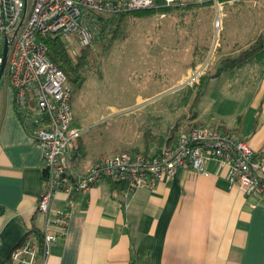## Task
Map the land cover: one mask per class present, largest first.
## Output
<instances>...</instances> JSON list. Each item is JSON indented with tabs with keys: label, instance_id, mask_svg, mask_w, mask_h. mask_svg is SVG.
I'll list each match as a JSON object with an SVG mask.
<instances>
[{
	"label": "crops",
	"instance_id": "0c3cea01",
	"mask_svg": "<svg viewBox=\"0 0 264 264\" xmlns=\"http://www.w3.org/2000/svg\"><path fill=\"white\" fill-rule=\"evenodd\" d=\"M219 4L223 9L247 5L249 8L242 10L254 11L255 16H263L258 11L264 12V0H223ZM261 22L255 19L253 30L243 23L233 32V38L219 39L220 57L234 55L238 48L252 43L264 31ZM258 75L254 94L240 91L242 96L230 126L224 120L209 126L198 119L197 112L185 121L224 128L243 139L264 160V72L259 70ZM147 141L150 153L155 147H165L159 146L156 139ZM74 147L76 151V143ZM99 158H79L75 163L85 169ZM43 168V149L20 120L13 90L2 79L0 264H14L9 260L12 249L28 232H40L45 226V215L37 211L38 196L44 188ZM207 171L201 174L180 169L171 182L128 195L110 181L92 188L76 198L66 237L59 239L47 260L40 259L39 264H264V198L230 188L226 180L228 166L211 161ZM61 198L54 202L55 208L61 205Z\"/></svg>",
	"mask_w": 264,
	"mask_h": 264
},
{
	"label": "built area",
	"instance_id": "2783aa9c",
	"mask_svg": "<svg viewBox=\"0 0 264 264\" xmlns=\"http://www.w3.org/2000/svg\"><path fill=\"white\" fill-rule=\"evenodd\" d=\"M165 6H178L177 0H165ZM154 7L155 0H0V69L5 64L0 84L5 78L12 88L15 108L24 117L34 142L43 149L44 158V188L37 211L45 215V226L38 236L28 232L12 249V263L45 262L52 247L67 235L76 198L105 181L120 186L128 195L171 182L180 169L208 174V163L217 161L229 167L226 180L230 188L264 198V160L237 135L189 120L180 126L170 146L155 147L149 155L117 152L85 169L76 166L74 143L83 129L72 127V88L65 73L49 59L44 38L61 35L75 39L80 48L91 46L96 37V15ZM216 26L220 28L218 21ZM218 42L216 38L207 58L180 84H199ZM66 43L68 48L73 45ZM59 196H63L61 205L55 208Z\"/></svg>",
	"mask_w": 264,
	"mask_h": 264
},
{
	"label": "rangeland",
	"instance_id": "374dc122",
	"mask_svg": "<svg viewBox=\"0 0 264 264\" xmlns=\"http://www.w3.org/2000/svg\"><path fill=\"white\" fill-rule=\"evenodd\" d=\"M178 2L200 5L189 12L173 10L164 17L155 14L146 19L129 18L123 38L116 40L110 50L97 46L95 39L92 56L82 70L86 81L82 89L72 90V127L83 129L75 142L79 150L75 161H90L117 151L140 153L145 141L167 134L177 122L181 126L193 111L209 126L222 120L230 126L232 113L240 103V91L254 94L260 70L255 65L238 69L234 77L227 70L208 80L194 107V93L185 100L187 86L180 82L207 58L216 38H233L231 35L243 23L251 30L255 19L264 22V12L258 11L263 16H255L254 11H243L242 7L249 8L247 5L223 9L215 0ZM64 40L73 44L69 51L77 62L83 48L71 37ZM219 54H214L206 74L219 69L226 58Z\"/></svg>",
	"mask_w": 264,
	"mask_h": 264
},
{
	"label": "trees",
	"instance_id": "16d2710c",
	"mask_svg": "<svg viewBox=\"0 0 264 264\" xmlns=\"http://www.w3.org/2000/svg\"><path fill=\"white\" fill-rule=\"evenodd\" d=\"M201 4H204V2ZM155 5L156 7L154 8L131 10L120 14L96 15L95 20L93 21V25L98 30V31L96 30L97 38L95 37L96 39L95 43L98 44L97 46H104L105 50H110V48L112 47L113 43L116 40L123 38L124 36L123 29L124 26L127 24L129 18L146 19L155 14H164L178 9L187 10L194 8V4H187L184 5L183 7H180L179 5L174 7H168L165 6V0H155ZM44 43L48 50L47 54L49 59L65 73L67 77V82L69 86L72 88V90L76 91L82 89L86 81V76L83 74L82 70L84 66L88 64L89 57L92 56V48L94 42L91 46L83 47L81 55L79 56L77 62L73 60L69 48L67 46V43L64 40V37H62L61 35L48 36L44 38ZM248 65L258 66L260 68L261 74L264 72V32L260 33L255 38V40L252 43H250L247 47L240 48L237 54L224 58L220 62L219 69L214 74L212 75L205 74L201 78L199 84L188 86L185 89L186 90L185 100L186 98L188 99L189 95L194 93L195 95L194 103H193V107H194L196 101L201 96L204 86L208 80L217 77L223 71L231 70L233 72L236 69H240ZM192 111L193 108H191V112ZM17 114L20 120L22 121V123L25 125L24 117L20 116L18 111ZM193 115H194V111H193ZM179 125L180 122H177L174 126L170 128V131H168L167 134L155 136L152 138L157 140L159 146L168 147L173 143ZM222 131L225 133H230V131L224 128H222ZM147 144L148 141H145V149L142 153L149 155L150 152ZM76 152H79L78 148L76 149V151H74V157L76 156ZM32 233H34L37 236L39 234L37 230H33Z\"/></svg>",
	"mask_w": 264,
	"mask_h": 264
},
{
	"label": "water",
	"instance_id": "95a60500",
	"mask_svg": "<svg viewBox=\"0 0 264 264\" xmlns=\"http://www.w3.org/2000/svg\"><path fill=\"white\" fill-rule=\"evenodd\" d=\"M7 50H8V44L6 43L5 44V48H4V58H6ZM4 66H5V64H3L2 67H1V69H0V79H1L2 73L4 71Z\"/></svg>",
	"mask_w": 264,
	"mask_h": 264
},
{
	"label": "bare ground",
	"instance_id": "6f19581e",
	"mask_svg": "<svg viewBox=\"0 0 264 264\" xmlns=\"http://www.w3.org/2000/svg\"><path fill=\"white\" fill-rule=\"evenodd\" d=\"M140 100H141V99H140ZM140 100H139V101H140ZM143 103H144V102H143Z\"/></svg>",
	"mask_w": 264,
	"mask_h": 264
}]
</instances>
